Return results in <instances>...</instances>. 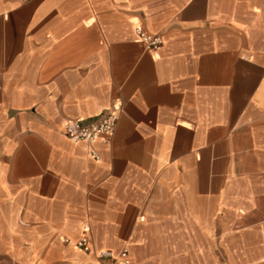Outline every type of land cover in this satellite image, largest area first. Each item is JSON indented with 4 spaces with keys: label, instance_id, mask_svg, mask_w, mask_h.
Instances as JSON below:
<instances>
[{
    "label": "crops",
    "instance_id": "crops-1",
    "mask_svg": "<svg viewBox=\"0 0 264 264\" xmlns=\"http://www.w3.org/2000/svg\"><path fill=\"white\" fill-rule=\"evenodd\" d=\"M113 108L98 160L64 134ZM103 250L264 264V0H0V264Z\"/></svg>",
    "mask_w": 264,
    "mask_h": 264
},
{
    "label": "built area",
    "instance_id": "built-area-1",
    "mask_svg": "<svg viewBox=\"0 0 264 264\" xmlns=\"http://www.w3.org/2000/svg\"><path fill=\"white\" fill-rule=\"evenodd\" d=\"M134 33L139 40L150 48L156 49L163 43L160 34L148 32L140 25L134 27ZM118 117V108H113L104 112L100 119L94 123H85L82 119L78 118L67 119L63 123V132L72 141L81 142L88 154L93 159L98 160L99 154L94 147V142L97 139L103 142L109 141V138L115 130ZM90 244L91 237L89 228L84 226L75 246L84 252H90ZM96 257L99 264H128L126 250H122L117 255H114L110 250H103L98 252Z\"/></svg>",
    "mask_w": 264,
    "mask_h": 264
}]
</instances>
